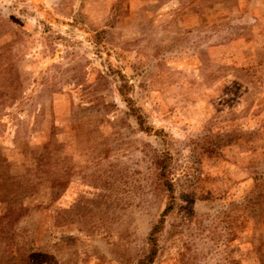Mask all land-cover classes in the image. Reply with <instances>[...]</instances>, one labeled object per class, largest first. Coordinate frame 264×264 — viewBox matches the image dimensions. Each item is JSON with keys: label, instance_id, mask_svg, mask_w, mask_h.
<instances>
[{"label": "rangeland", "instance_id": "obj_1", "mask_svg": "<svg viewBox=\"0 0 264 264\" xmlns=\"http://www.w3.org/2000/svg\"><path fill=\"white\" fill-rule=\"evenodd\" d=\"M160 218L150 264H264V0H0V264H137Z\"/></svg>", "mask_w": 264, "mask_h": 264}, {"label": "trees", "instance_id": "obj_2", "mask_svg": "<svg viewBox=\"0 0 264 264\" xmlns=\"http://www.w3.org/2000/svg\"><path fill=\"white\" fill-rule=\"evenodd\" d=\"M159 157L157 156L154 163L157 165L159 172L157 173V177L161 180V186L168 191H171L172 181L169 177L170 171L166 168V164H168V156L166 154L160 153ZM162 223V218L158 219L156 222L152 223L149 227L146 239V254L143 259H139L137 264H150L152 262L154 255L156 253L157 248V240L158 233L160 230V226Z\"/></svg>", "mask_w": 264, "mask_h": 264}]
</instances>
